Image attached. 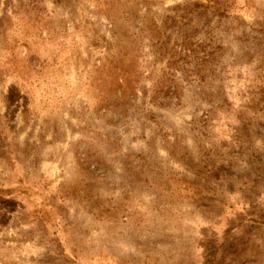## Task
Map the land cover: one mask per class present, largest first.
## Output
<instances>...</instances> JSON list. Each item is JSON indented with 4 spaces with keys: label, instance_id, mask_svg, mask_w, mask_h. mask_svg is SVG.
I'll use <instances>...</instances> for the list:
<instances>
[{
    "label": "rangeland",
    "instance_id": "374dc122",
    "mask_svg": "<svg viewBox=\"0 0 264 264\" xmlns=\"http://www.w3.org/2000/svg\"><path fill=\"white\" fill-rule=\"evenodd\" d=\"M0 264H264V0H0Z\"/></svg>",
    "mask_w": 264,
    "mask_h": 264
}]
</instances>
